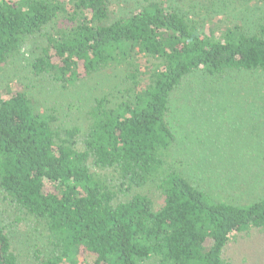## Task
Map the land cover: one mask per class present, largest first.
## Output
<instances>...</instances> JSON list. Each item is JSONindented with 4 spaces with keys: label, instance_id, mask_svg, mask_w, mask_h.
<instances>
[{
    "label": "trees",
    "instance_id": "obj_1",
    "mask_svg": "<svg viewBox=\"0 0 264 264\" xmlns=\"http://www.w3.org/2000/svg\"><path fill=\"white\" fill-rule=\"evenodd\" d=\"M212 1L0 0V264H234L264 234V198L214 196L173 155L191 77L264 75V20L218 27Z\"/></svg>",
    "mask_w": 264,
    "mask_h": 264
},
{
    "label": "rangeland",
    "instance_id": "obj_2",
    "mask_svg": "<svg viewBox=\"0 0 264 264\" xmlns=\"http://www.w3.org/2000/svg\"><path fill=\"white\" fill-rule=\"evenodd\" d=\"M212 2L209 12L216 11L212 20L218 27L242 23L251 29L264 20V0ZM187 9L191 12L188 4ZM101 78L87 79L68 92L46 86L39 98L60 107L76 99L91 101L111 91L114 83L123 86L119 73L106 83ZM170 122L177 167L201 189L236 203L264 198V75L235 73L223 82L195 75L174 95ZM245 238L229 247L230 261L264 264V234Z\"/></svg>",
    "mask_w": 264,
    "mask_h": 264
}]
</instances>
